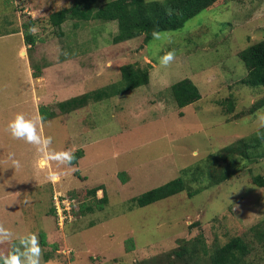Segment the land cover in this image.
<instances>
[{"label": "rangeland", "instance_id": "1", "mask_svg": "<svg viewBox=\"0 0 264 264\" xmlns=\"http://www.w3.org/2000/svg\"><path fill=\"white\" fill-rule=\"evenodd\" d=\"M107 1L96 0V6ZM75 2L84 6L87 0H0V28L4 16L5 25L19 31L31 19L30 31L38 37L32 48L23 31L0 37V225L14 234L11 247L30 232L38 240L40 264H135L154 256L165 263L166 253L191 246L200 235L210 251L240 236L251 248L243 264H264V241L252 229L258 223L256 229L264 227V186L253 181L264 175V157L242 160L233 177L193 197L183 191L143 207L131 205L133 197L184 175L185 167L264 126V106L253 110L264 98V86L243 81L248 69L240 56L264 39V0H217L182 28L119 44L112 41L117 21L51 23L52 13ZM173 50L175 59L161 64L160 57ZM27 58L29 74L21 66ZM125 63L148 66L149 84L69 114L58 107L61 100L121 82ZM184 77H192L202 97L180 115L168 87ZM26 102L58 112L46 119L40 114L36 121L39 134L52 138L49 152L87 149L89 156L70 166L52 159L38 166L43 156L29 158L37 146L6 130L16 113L24 114ZM10 152L21 167L12 166ZM49 170L60 173L59 182L48 180ZM100 185L109 198L104 209L82 212L81 204L93 202L89 189ZM52 193L78 196L65 227L47 214ZM103 194L99 189L97 198ZM7 242L0 241L2 256L9 252ZM170 259L210 264L202 249Z\"/></svg>", "mask_w": 264, "mask_h": 264}, {"label": "trees", "instance_id": "2", "mask_svg": "<svg viewBox=\"0 0 264 264\" xmlns=\"http://www.w3.org/2000/svg\"><path fill=\"white\" fill-rule=\"evenodd\" d=\"M217 0H109L104 4L96 6V0H87L84 6L75 2L73 5L59 9L51 14V23L61 26L70 18H75L80 23L88 21H117L118 32L114 35L112 41L119 44L127 40L145 35L146 40L154 38V32L159 33L167 30H177L185 26L186 22L200 14L205 9L212 6ZM3 13H0V15ZM3 27L0 28L1 35L11 32H19L18 28L8 27V22L3 18ZM13 22H11L12 24ZM6 24V25H5ZM23 35L28 48H32L37 43V35L31 33L30 27L33 22L22 23ZM77 26V22H76ZM241 58L244 60L248 69L246 77L243 81L251 86H264V39L248 46L240 52ZM35 72V71H34ZM33 77H39L42 73L35 74ZM122 78L118 82H112L104 87L86 92L81 95L73 96L58 102V107L63 112L68 113L76 108L84 107L92 101H100L111 98L117 94L133 90L141 85H147L150 82V70L147 67L136 66L132 63H125L121 66ZM172 95L175 107L179 110L180 115L184 114L183 109L198 101L202 97L199 85L194 82L192 77H184L183 79L171 84L168 87ZM264 106V98L261 102H257L253 110H257ZM233 109L232 104L229 106ZM40 114L42 119L55 117L58 112L49 105H40ZM75 159L71 164H77L78 159L84 156L83 149H79L73 153ZM264 157V126L256 132L245 136L229 145L224 146L220 150L212 151L199 161L183 169L184 175L173 178L162 185L155 186L141 193L139 196L131 199L132 206L143 207L154 202L169 198L173 195L187 191L190 197L202 192L207 187L219 184L233 177L244 163L258 161ZM126 171L119 173L122 182L127 181ZM79 175V173H77ZM253 181L258 186H264V175L257 174L253 176ZM192 182H199V185L193 187ZM104 189L102 197L97 198V191ZM93 198V202H84L81 204L80 210L84 213L94 212L95 209H104V205L108 202V194L104 185L93 187L88 191ZM70 197L78 199L76 194L69 193ZM52 206L47 214L56 219L59 228L58 210L54 204V193H52ZM261 223L253 226V230L264 241V227ZM42 242L47 245L46 236L42 234ZM11 242H7V249L12 250ZM55 246L57 245L54 243ZM133 246V243L127 245V248ZM204 251L208 256L210 264H243L244 257L251 251L249 242L240 236H234L222 246L210 251L207 247L205 239L200 235L192 243L191 246L183 244L178 249H172L166 256L168 260L164 263L162 256H154L144 258L135 264H173L174 259H170L173 254L177 257H183L186 254L194 255L198 250ZM0 257L2 255L0 254ZM51 258V257H50ZM50 260V259H49Z\"/></svg>", "mask_w": 264, "mask_h": 264}, {"label": "clouds", "instance_id": "3", "mask_svg": "<svg viewBox=\"0 0 264 264\" xmlns=\"http://www.w3.org/2000/svg\"><path fill=\"white\" fill-rule=\"evenodd\" d=\"M153 35L157 38L159 37V33L154 32ZM174 59V50L168 51L162 57H160V63L167 65ZM69 113L70 112L67 114ZM261 120L264 121V116L261 117ZM6 130L13 138L24 140L29 144L37 146V151L41 152L43 156L41 160L37 161L38 166L42 167L46 165L49 159L55 160L59 164H66L70 166L71 162L75 159V156L71 150H62L58 152L46 151L48 146L52 143V138H42L39 134L35 119L28 118L23 113H16L14 117L9 120ZM8 158L11 160V164L14 168L21 167V161L15 158L14 152H10ZM47 178L53 184H55L60 181L61 175L59 172L49 170ZM13 236L14 234L11 232V230L0 225V241L12 242ZM16 239L19 241V243H13L12 250L8 252L7 255L0 257V264H40V249L36 235L29 232L23 236L16 237ZM21 246L23 247L21 248Z\"/></svg>", "mask_w": 264, "mask_h": 264}, {"label": "crops", "instance_id": "4", "mask_svg": "<svg viewBox=\"0 0 264 264\" xmlns=\"http://www.w3.org/2000/svg\"><path fill=\"white\" fill-rule=\"evenodd\" d=\"M20 32V31H19ZM11 34H14V32H11V33H9V34H3V35H1V37H5V36H7V35H11ZM21 51H22V47H21V49H20ZM26 71H27V73L29 74V72H30V65H29V60H28V58L26 59V61L24 62H22V65H21ZM24 109H25V112H24V115L26 116V117H28L29 118V115H30V117L33 119H35V121H37V119L38 118H40L39 116H40V109H39V104H38V102H35V104L34 105H32L31 103H28V102H26V105H25V107H24ZM44 135V136H43ZM41 137L42 138H45L46 136H45V133H42L41 134ZM13 138V137H12ZM88 145V143L86 144L85 143V145L84 146H87ZM33 151H30L29 152V155L31 156V157H29L30 159H35V157H39L40 156V159H41V156H42V153H40L39 151H37V147L35 148V147H32L31 148ZM46 151H49L48 149H46ZM34 153V154H33ZM89 156V152L87 151V149L85 150V154H84V156L82 157V158H87Z\"/></svg>", "mask_w": 264, "mask_h": 264}, {"label": "built area", "instance_id": "5", "mask_svg": "<svg viewBox=\"0 0 264 264\" xmlns=\"http://www.w3.org/2000/svg\"><path fill=\"white\" fill-rule=\"evenodd\" d=\"M76 202V199L73 197L67 196V194L56 193L54 194V204L58 210V218L60 226H63L67 219L72 218V206ZM63 220L60 223V220Z\"/></svg>", "mask_w": 264, "mask_h": 264}, {"label": "bare ground", "instance_id": "6", "mask_svg": "<svg viewBox=\"0 0 264 264\" xmlns=\"http://www.w3.org/2000/svg\"><path fill=\"white\" fill-rule=\"evenodd\" d=\"M44 136V135H43ZM50 147V146H49Z\"/></svg>", "mask_w": 264, "mask_h": 264}]
</instances>
